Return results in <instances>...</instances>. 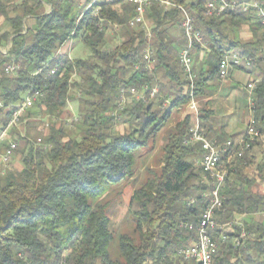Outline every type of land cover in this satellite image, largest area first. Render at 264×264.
Listing matches in <instances>:
<instances>
[{
	"label": "trees",
	"instance_id": "16d2710c",
	"mask_svg": "<svg viewBox=\"0 0 264 264\" xmlns=\"http://www.w3.org/2000/svg\"><path fill=\"white\" fill-rule=\"evenodd\" d=\"M92 1L99 0H0V48L8 45L6 55L0 52V132L10 118L8 107L22 103L29 92H41L34 106L49 120L70 102L78 106L71 126L54 122L38 142L23 137L22 169L0 175V264H180L178 250L195 235L184 225L197 223L209 202L205 195L214 188L194 162L201 150L183 144L190 125L186 116L168 132L159 172H151L131 194L135 236L118 235V254L112 257L113 203L106 197L114 190L122 194L120 188L133 181L136 153L166 127L174 110L185 109L188 82L179 46L165 41L167 31L179 26L178 10L157 4L147 9L148 40L144 30L127 26L132 5ZM170 1L190 12L203 36L205 48L195 44L191 51L195 100L206 94L208 81L217 79L219 62L229 53L253 60L250 69L264 70V28L254 9L207 17L208 0ZM256 1L264 7V0ZM243 26L252 33L249 41L239 37ZM111 27L122 41L106 48ZM72 40L89 47L91 56L68 58L64 46ZM150 47L152 67L143 60ZM6 64L17 71L5 74ZM156 85L154 98L131 99L117 110L121 89ZM167 95L173 100L165 110L161 104ZM253 105L256 121L263 123L264 79L254 90ZM209 115L204 104L202 127ZM117 120L123 132L115 130ZM258 156H264V148L255 143L228 169L222 208L214 219L231 225V231L213 233L220 244L212 264H264V193L256 190L264 184V165H257L255 176L244 171Z\"/></svg>",
	"mask_w": 264,
	"mask_h": 264
},
{
	"label": "built area",
	"instance_id": "2783aa9c",
	"mask_svg": "<svg viewBox=\"0 0 264 264\" xmlns=\"http://www.w3.org/2000/svg\"><path fill=\"white\" fill-rule=\"evenodd\" d=\"M99 1H106L113 4L132 5L134 8V15L127 22V26L132 29L144 24L146 11L153 4L162 6L165 10L176 9L180 13L179 27L181 28L185 44L178 54V60L183 75L188 82V86L186 88L187 96L189 98L188 107L193 111V118H195V122L189 127L188 137L183 141V144L186 146H199L202 154L199 158L198 167L200 168L204 179L208 178L214 181V188L208 195L209 202L201 213L197 223L195 225H184V228L188 231L194 232V241L181 247L177 254L178 257L185 263L212 264L213 258L217 254L218 250V243L213 237V232L219 228L218 224L215 222L214 216L215 213L220 211L222 208L223 196L221 195V192L226 178L229 175L228 169L230 165H232V161L240 160L246 153H250V147L257 143L259 128L264 127V122L258 123L256 119H252L251 108L249 121L246 125L243 136L239 140H227L222 144H217L215 141L209 139L200 126L199 109L194 97L193 77H195V74L193 70V57L191 54L192 48L195 44H199L203 48H205V45L203 42V36L201 32L196 29L194 18L190 12L170 0ZM99 1H92V3ZM250 9H254L256 11L259 23L264 28V7L256 0H208L205 4V15L207 17H220L228 11L240 10L242 13H247ZM7 50L8 45L0 48V52L3 55H6ZM151 54L152 51L147 49L144 52L143 60L148 62ZM219 64H222V72L217 77L219 80L224 81L228 78L232 69H250L253 66V60L244 59L243 57H234L233 53H229L220 60ZM17 69L18 67L14 64L4 65V73L7 75L14 74ZM54 73L55 69H51L49 71L50 75H53ZM258 84V81L250 82L246 85V89L250 93L254 92ZM157 93V87L150 88L148 86H143L141 91H138L135 88H130L128 90L121 89L117 100V110L122 111L124 106L129 102L128 99L146 103L150 99L154 98ZM41 97L42 94L40 91L29 92L25 96L22 103L8 107V111H10V118L6 127L11 129L18 125L21 117L30 108H32L34 103ZM252 104L253 101H251V105ZM262 146L264 148V145ZM16 148L17 146L14 142L7 144L0 158L2 165L8 166L10 164ZM192 203L193 200L188 202V204Z\"/></svg>",
	"mask_w": 264,
	"mask_h": 264
},
{
	"label": "rangeland",
	"instance_id": "374dc122",
	"mask_svg": "<svg viewBox=\"0 0 264 264\" xmlns=\"http://www.w3.org/2000/svg\"><path fill=\"white\" fill-rule=\"evenodd\" d=\"M84 4L82 3L81 8H83ZM2 20L0 19V25ZM137 28H140L144 30L148 34V40H150V31L152 28L151 21L147 20L145 18L144 24L141 26H138ZM242 28L240 30L241 33ZM239 33V34H240ZM120 31L115 28L111 27L108 29L106 35H105V47L106 48H113L121 43L120 39ZM175 41L177 45L179 46V52L182 50L185 44V40L181 31V28L179 26L170 28L167 33L165 34V41ZM150 43V41H149ZM147 49H151L147 48ZM146 49V50H147ZM65 53L67 54L68 58L74 60V59H88L91 56V50L89 47H87L83 42L80 40H72L68 44L64 46ZM145 50V51H146ZM179 54V53H178ZM152 55V54H151ZM148 64L150 67H152V56H150V60L148 61ZM75 79V78H73ZM157 87L158 86H154ZM241 85L236 84L234 81L228 80L227 82L223 84L216 85L214 88L216 91V100L217 101H225L226 106L236 104L233 101V98L230 96L231 91L233 89H240ZM128 103H131V100L128 99ZM243 99H239L237 101L238 107H236L235 112V118L239 120L240 122V129L245 130L246 125L243 122L242 119V109L241 104L243 105ZM127 103V104H128ZM245 103V101H244ZM165 105V106H164ZM224 104H220L216 107V112L218 115H222L225 111L223 110ZM162 109L167 110L169 107V104L166 103L164 100L161 104ZM194 113L189 107H185V109H182L181 111H173L169 121L166 123V127L163 128L155 138L149 139L147 146L136 153V166H135V175L133 178V181L131 183H128L127 185H124V187L120 188V192L122 194L118 195L117 193L119 190H114L112 194H109L106 197V200L111 201L113 203L111 209H110V230L113 234L114 240L110 246V251L112 257H116L118 254V246L116 242V237L120 234H127L129 236H135L133 234V218L132 213L136 210V206L130 202L131 194L133 191L137 190L139 187H141L147 179L151 178V172H159V169L162 165V157L164 154V145L166 143L168 132L173 129L176 124L181 122L186 116H192ZM78 116V106L76 102H70L68 103L66 109L57 116V119H51L49 120L48 117H44L39 113V110L36 106H32L30 110H28L22 117L18 125L15 127L8 129L6 126L3 131L0 132V158L2 155V152L4 148L7 146L8 143L14 142L17 146L16 152L14 153V156L8 166L2 165L0 161V175L4 174L6 172L8 173H17L22 169V147L23 137L28 138L30 141H37L41 138V136L45 135L47 133V129L49 125H52L54 122L59 127L62 123L67 122L68 125L71 126L72 123L75 122L76 118ZM121 120L116 121L115 130L118 132H123V125L121 124ZM7 125V124H6ZM36 144V143H35ZM257 161H255L252 165H250L248 168H246L244 171L246 174H248L250 177L257 175V165L263 164L264 165V156H258ZM237 163V161L235 162ZM234 163V164H235ZM210 180V179H206ZM258 183V182H257ZM256 190L264 193V184L258 183ZM210 193V192H209ZM209 193L205 195L208 197ZM259 219V217H256ZM238 221V219H237ZM219 228L217 230H222L224 233H229L231 231V225L228 223H218ZM214 231L213 233H215ZM137 239V237H135ZM216 240V239H215ZM217 242V240H216ZM218 248H219V242ZM189 244V243H188ZM180 264H189L185 263L182 260L180 261Z\"/></svg>",
	"mask_w": 264,
	"mask_h": 264
},
{
	"label": "crops",
	"instance_id": "0c3cea01",
	"mask_svg": "<svg viewBox=\"0 0 264 264\" xmlns=\"http://www.w3.org/2000/svg\"><path fill=\"white\" fill-rule=\"evenodd\" d=\"M92 3V2H91ZM241 33L239 34V37L243 41H249L252 38V33L249 30L248 26H243L242 27ZM203 55L201 54L200 57ZM264 78V70L263 69H232L230 71V74L228 78L224 81H221L218 79L208 81L206 84L208 86L206 94L200 98L196 99V103L199 109V114H200V109L201 107L205 104V109L210 111L209 118L207 121L204 123V126L201 128L204 131V133L207 135V137L213 141H215L217 144H222L223 142L227 140H239L245 130H241L240 127V122L238 119L235 118V112H236V107H238L237 101L239 99H243V105L241 104V109L243 111L242 113V119L245 125H247L250 115H251V101H253L254 97V92H249L246 89V85L250 82L254 81H262ZM228 80L234 81L236 84H240L241 87L240 89H233L231 91V97L233 98V102L236 104L226 106L225 101H217L216 100V91L215 87L216 85L223 84L227 82ZM173 98L167 95V99L165 100L167 104H171ZM220 104H224L223 110L225 111L222 115H218L216 112V107L219 106ZM188 107V104L187 106ZM190 117V125L189 127L195 122V118H193V115L189 116ZM192 147H197L199 148L198 145H193ZM200 149V148H199ZM263 157V156H261ZM258 159L256 158L255 161ZM195 164L198 166L199 158L194 160ZM236 161H232V165ZM229 167V168H230ZM260 184V182H259ZM263 184V183H262Z\"/></svg>",
	"mask_w": 264,
	"mask_h": 264
},
{
	"label": "bare ground",
	"instance_id": "6f19581e",
	"mask_svg": "<svg viewBox=\"0 0 264 264\" xmlns=\"http://www.w3.org/2000/svg\"><path fill=\"white\" fill-rule=\"evenodd\" d=\"M234 57H242L239 53L234 52L233 53ZM222 72V64L218 65V71H217V75L219 76ZM263 80V79H262ZM261 82V81H260ZM259 82V83H260ZM195 77H193V88L195 87ZM165 106V105H164ZM253 104H252V119H255L254 117V109H253ZM257 143L264 145V127H260L259 128V132H258V137H257ZM253 145L250 147V153H251V149H252Z\"/></svg>",
	"mask_w": 264,
	"mask_h": 264
}]
</instances>
